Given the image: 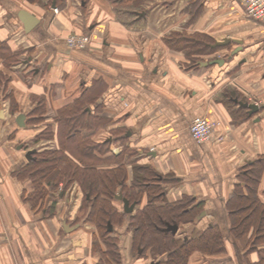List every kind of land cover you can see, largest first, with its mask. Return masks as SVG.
Instances as JSON below:
<instances>
[{"label": "crops", "instance_id": "1", "mask_svg": "<svg viewBox=\"0 0 264 264\" xmlns=\"http://www.w3.org/2000/svg\"><path fill=\"white\" fill-rule=\"evenodd\" d=\"M140 9L143 16L127 26L108 0H0V264L98 260L89 241L95 227L89 232L90 225L72 223V212L32 209L22 199L28 182L13 175L28 162L26 152L40 146L36 136L78 100L92 118L108 121L95 137L112 136L110 151L122 154L127 186L148 168L164 193L156 206L184 196L201 204L196 220L179 225L174 236L193 237L207 227L221 232L225 252L193 254L189 264L257 263L258 252L246 253L250 235L234 240L229 233L227 201L236 191L247 193L240 172L264 158V24L247 18L239 0H145ZM19 11L37 21L28 32ZM171 34L201 35L210 45L229 40L202 57L224 64L185 69L184 53L163 41ZM72 35H90V46L69 49ZM238 102L261 108L249 117ZM39 106L44 122L37 124ZM19 115L23 127L15 122ZM201 116L215 127L209 141L197 144L189 125ZM256 197L264 204V166ZM147 202L144 195L133 212ZM112 230L120 264L149 263L132 259L131 232Z\"/></svg>", "mask_w": 264, "mask_h": 264}, {"label": "trees", "instance_id": "2", "mask_svg": "<svg viewBox=\"0 0 264 264\" xmlns=\"http://www.w3.org/2000/svg\"><path fill=\"white\" fill-rule=\"evenodd\" d=\"M108 1L114 6L119 21L130 26L136 24L140 5L145 0ZM52 2L58 3V0H48V4ZM163 41L170 49L184 53L186 63L183 67L187 70L198 68L206 52L213 51L209 47L211 42L201 35L171 34ZM85 102L78 100L61 109L52 121L53 129L46 125L36 136L35 142L53 138L57 145L55 149L35 151L30 161L13 173L17 180L28 182L32 187L31 192H24L23 202L49 215L45 204L53 199L51 193L60 184L68 187L77 182L84 195L85 222L95 227L91 235V252L98 258L96 264H120L119 241L112 237L113 230L108 232V225L112 229L131 232L132 254L148 262L189 264L193 254H223L225 244L216 227H207L196 238L174 236L164 231L165 224L193 223L201 214V204L184 196L174 203L156 206L165 202L164 193L158 186L157 175L148 168H142L141 177H134L127 186L122 154L115 155L110 151L112 136L95 137L98 129L105 127L108 121L92 118ZM39 108L34 113L37 124L42 112ZM263 166L264 158L246 165L239 177L247 193L236 191L227 201L231 211L229 233L234 240L250 235L246 253L258 252L259 259L254 264H264V204L256 197ZM118 195L137 206L147 195L148 202L131 214H125L115 206L119 203L115 199ZM99 246L105 249H98Z\"/></svg>", "mask_w": 264, "mask_h": 264}, {"label": "rangeland", "instance_id": "3", "mask_svg": "<svg viewBox=\"0 0 264 264\" xmlns=\"http://www.w3.org/2000/svg\"><path fill=\"white\" fill-rule=\"evenodd\" d=\"M38 123H42L44 122L42 117L39 118ZM53 122L51 124H47V127H50L53 129ZM52 140V142H54L53 138H44L41 140V142L39 143V147L34 148V146L32 148H34V151H44V150H51V149H55L56 148V142L55 145L53 143H50V141ZM19 146H21L23 149L22 150H26L28 147L25 144H19ZM116 150V149H115ZM111 153L113 154V152L111 151ZM32 191V187L31 185L28 183L27 184V190L26 192L29 193ZM51 196L53 197L52 200H50L49 202H47L45 204V209L47 212L53 213V211L55 212L56 210H61V211H65V214L68 215L69 213L70 216V221L72 223H76L79 224L81 226L83 225H90L88 227L89 232L93 231L90 229H94V227L91 225V223L89 222H85V214H86V209H84V195L80 189V186L78 185V183H73L68 187L63 186L62 184H60L57 188L56 191H54L53 193H51ZM118 209L121 208L122 209V205L118 204ZM58 212V211H57ZM92 226V227H91ZM119 230V229H118ZM121 231V230H119ZM202 232V231H201ZM93 233V232H92ZM91 233V235H92ZM200 234L197 233L196 236H193L192 238H196L198 235ZM89 241L91 244V236L89 237ZM105 249L103 246H99L98 249ZM136 256L134 254H132V259H134ZM239 260L241 261L240 255H239ZM148 261V260H147Z\"/></svg>", "mask_w": 264, "mask_h": 264}, {"label": "built area", "instance_id": "4", "mask_svg": "<svg viewBox=\"0 0 264 264\" xmlns=\"http://www.w3.org/2000/svg\"><path fill=\"white\" fill-rule=\"evenodd\" d=\"M245 16L251 20L264 24V0H239ZM53 14L57 10L52 9ZM90 35H72L65 40V44L72 50H85L90 46ZM215 123L206 117H195L189 125V134L197 144H203L209 141ZM114 150V149H113Z\"/></svg>", "mask_w": 264, "mask_h": 264}, {"label": "water", "instance_id": "5", "mask_svg": "<svg viewBox=\"0 0 264 264\" xmlns=\"http://www.w3.org/2000/svg\"><path fill=\"white\" fill-rule=\"evenodd\" d=\"M52 7L54 8V5H52ZM141 16H143V13H139L138 18ZM18 18L22 22V24L24 26V30L26 32L30 31L34 27L35 23L37 22L33 16L29 15L28 13H26L24 11L18 12ZM229 43H230V41L226 39L224 41L216 42L212 45H209V47L211 49L222 48V47H225L226 45H228ZM234 53L235 52H232V55ZM223 64H224L223 60H212L210 62H199L198 63V65L200 67H203V68H207L208 66H212V65L221 66ZM238 105L247 110V114L249 117H252L254 114L258 113L259 109L261 108L257 105H254V104H247V103H241V102H238ZM23 121H24L23 115H19L15 119V122L19 127H23ZM21 148L22 147L19 146V149H21ZM33 153H34L33 151H27L25 154V159L27 161H30ZM115 199L122 203V210L125 214H131L133 212L134 207H135V203L129 204V202L125 198H122L121 195L116 196ZM64 228H65V231H67V232L74 230V227L70 228L67 226V224H64ZM107 230L109 233H111L112 229H111L110 225H108ZM178 230H179V227L176 224H173V225L165 224V228H164L165 232H170L172 235H176ZM151 264H158V263H151Z\"/></svg>", "mask_w": 264, "mask_h": 264}, {"label": "flooded vegetation", "instance_id": "6", "mask_svg": "<svg viewBox=\"0 0 264 264\" xmlns=\"http://www.w3.org/2000/svg\"><path fill=\"white\" fill-rule=\"evenodd\" d=\"M138 254H139V252H138ZM151 263H154V262H149L148 264H151Z\"/></svg>", "mask_w": 264, "mask_h": 264}]
</instances>
